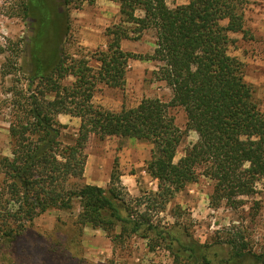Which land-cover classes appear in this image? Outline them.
<instances>
[{"label":"trees","instance_id":"1","mask_svg":"<svg viewBox=\"0 0 264 264\" xmlns=\"http://www.w3.org/2000/svg\"><path fill=\"white\" fill-rule=\"evenodd\" d=\"M111 1L118 4L119 19L105 30L106 49L96 56L95 68L59 47L68 29L60 30L61 12H49L46 0L24 3L22 16H34L40 25L25 44L30 62L27 87L7 88L11 99H0V107L11 110L10 156L0 155V244L50 208L72 209L76 199L79 225L111 233L113 242L140 233L149 250L167 249L173 264H264V250L254 251L237 227L227 229L221 239L217 236V248L211 252L213 243L184 240L171 226L155 222L145 206L147 197L153 208L158 199L165 203L201 174L213 181V206L224 201L237 209L264 178V114L243 78L242 63L228 53L229 33L243 31L250 0H188L175 7L165 0ZM146 30L154 31L151 54L121 49V41L138 40ZM130 58L161 63L155 74L171 90L169 101L143 98L118 111L93 102L97 84L124 85ZM67 77L72 82L65 83ZM175 106L185 113L183 131L168 110ZM59 114L80 119L73 144L60 142ZM189 130L196 139L175 162L176 148ZM90 134L151 144L146 173L157 181V192L130 197L115 165L106 187L81 183L82 151ZM224 245L228 250L221 255Z\"/></svg>","mask_w":264,"mask_h":264},{"label":"rangeland","instance_id":"2","mask_svg":"<svg viewBox=\"0 0 264 264\" xmlns=\"http://www.w3.org/2000/svg\"><path fill=\"white\" fill-rule=\"evenodd\" d=\"M49 12H61L60 30L66 35L60 38L59 47L71 58H84L94 68L100 51L106 49L105 30L118 21V4L111 0H46ZM169 7L185 4L188 0H165ZM27 0H0V99H11L5 90L15 86L27 87L30 73L28 47L25 45L40 23L34 16H22ZM226 23L225 20L222 21ZM50 25V24H49ZM58 26V23H56ZM60 31V33H61ZM232 41L228 53L235 56L243 68V78L253 90V98L264 114V0H250L244 12L243 31L229 33ZM153 30L143 32L138 40H123L120 47L140 56L151 54L154 49ZM16 64L15 69L11 64ZM161 65L155 60L130 58L125 66V83L121 87L97 84L93 102L105 109L118 111L122 107L137 105L143 98L169 101L171 90L157 79L155 72ZM96 71V70H95ZM19 80L16 82L15 80ZM72 77L64 79L72 82ZM10 106V105H9ZM176 126L182 131L186 117L179 106L170 107ZM10 109L0 107V155L10 156ZM63 125L60 135L62 145L74 143L80 119L59 114ZM196 139L189 130L176 148L174 161ZM151 144L135 138L109 136L104 139L90 134L83 148L85 164L81 183L106 187L115 165L120 174V184L130 197H145L157 192V181L146 173ZM213 181L201 174L193 182L185 184L165 203L157 200L156 208L149 197L145 206L160 225L172 227L184 240L190 238L211 244L217 236H224L227 229L242 230L254 251L264 250V178L255 184V193L243 197V204L232 209L224 201L218 206L210 203ZM148 200V201H147ZM142 207V206H141ZM142 207L141 209H143ZM79 204L75 199L72 209L50 208L28 222L24 230L7 242L0 244V264H173L170 253L164 247L149 250L147 240L140 233L119 242L111 240V233L90 225H79L76 217ZM118 232V228L114 233ZM218 253L224 255L227 246ZM217 245L210 247L211 252ZM217 253V256H218Z\"/></svg>","mask_w":264,"mask_h":264},{"label":"crops","instance_id":"3","mask_svg":"<svg viewBox=\"0 0 264 264\" xmlns=\"http://www.w3.org/2000/svg\"><path fill=\"white\" fill-rule=\"evenodd\" d=\"M113 88V87H112ZM99 186V185H98Z\"/></svg>","mask_w":264,"mask_h":264}]
</instances>
